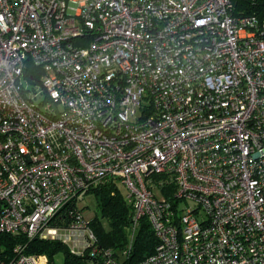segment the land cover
<instances>
[{"label":"built area","instance_id":"obj_1","mask_svg":"<svg viewBox=\"0 0 264 264\" xmlns=\"http://www.w3.org/2000/svg\"><path fill=\"white\" fill-rule=\"evenodd\" d=\"M107 182L132 208L118 252L80 212L51 224ZM141 219L157 243L131 264H264V21L230 0H0V233L21 239L0 264H50L36 237L127 264Z\"/></svg>","mask_w":264,"mask_h":264},{"label":"trees","instance_id":"obj_2","mask_svg":"<svg viewBox=\"0 0 264 264\" xmlns=\"http://www.w3.org/2000/svg\"><path fill=\"white\" fill-rule=\"evenodd\" d=\"M231 13L234 16H254L264 21V0H230ZM97 198V209L100 216H95L89 223L93 231L97 248H110L114 252L120 251L127 242L128 227L132 222V208L126 199V191L117 183H104L90 189ZM81 211L75 203L63 206L52 218V225L67 226L71 223L72 213ZM106 219L107 226L101 219ZM20 238L0 233V248H11ZM157 243L151 228L145 219H141L136 230L132 248L128 252L126 263H136L150 255ZM27 253L45 254L50 264H55V256L61 254V264H103L100 256L91 255L89 249L83 254H73L68 246L57 239L33 238L25 241Z\"/></svg>","mask_w":264,"mask_h":264},{"label":"rangeland","instance_id":"obj_3","mask_svg":"<svg viewBox=\"0 0 264 264\" xmlns=\"http://www.w3.org/2000/svg\"><path fill=\"white\" fill-rule=\"evenodd\" d=\"M20 82L24 87H27L28 89H30L29 93L31 95H33L34 92L39 91L40 89L39 87L34 85L33 82L27 80L24 76L21 77ZM33 88H35V90ZM119 185H120V188L124 190L125 192L126 191L125 187L122 184H119ZM155 192L157 193V190H155ZM75 205L81 211L84 219L87 222H90L95 216H100L99 211L97 209V198L93 192H90V191L89 192L87 191L79 192L75 199ZM101 220L103 222V225L107 226L106 219L103 218ZM60 226H63V225H60ZM67 226H63V227H67ZM54 259H55V264H61L63 261V256L61 254H57Z\"/></svg>","mask_w":264,"mask_h":264}]
</instances>
